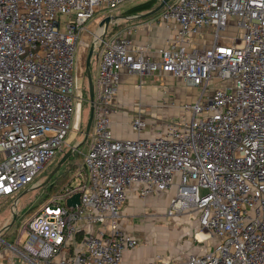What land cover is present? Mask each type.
Returning a JSON list of instances; mask_svg holds the SVG:
<instances>
[{
  "label": "built area",
  "instance_id": "obj_1",
  "mask_svg": "<svg viewBox=\"0 0 264 264\" xmlns=\"http://www.w3.org/2000/svg\"><path fill=\"white\" fill-rule=\"evenodd\" d=\"M128 1L0 0V200L37 186L66 152L84 102L76 82L82 34L98 13ZM160 23L173 36L158 60L127 37L99 38L87 181L67 168L66 184L18 241L1 239L0 264H121L139 245L121 226L129 197L172 189L165 216L196 213L214 245L145 264H264V0H171ZM123 70L142 81L169 76L198 92L181 105L162 102L179 110L176 120L140 107L130 122L137 136L118 138L112 122ZM77 193L80 204L68 206Z\"/></svg>",
  "mask_w": 264,
  "mask_h": 264
},
{
  "label": "crops",
  "instance_id": "obj_2",
  "mask_svg": "<svg viewBox=\"0 0 264 264\" xmlns=\"http://www.w3.org/2000/svg\"><path fill=\"white\" fill-rule=\"evenodd\" d=\"M147 1L149 0H130V6H127L126 8L129 9ZM118 10L119 9H117L116 11ZM116 11H114L113 13H115ZM126 11L122 10L121 12H125L126 14ZM161 11L156 15L142 18H137L135 16L142 15L147 12L137 13L134 15L126 14L127 20H124L125 23L131 22V20L135 19H137V23L126 24L121 30L115 33L113 31L114 27L118 26L120 22L123 21V19L120 18L110 26V31H107V38L111 39L121 36L127 37L137 45L144 47L146 49L147 56L150 57V59L158 60L161 50L165 47L168 39L173 36V33L160 23ZM107 16V14L102 13L98 17V19L100 20L96 21L97 23L92 22L91 24H89V27H97V24ZM99 60L100 56L97 54V65L95 67L96 76L94 80L95 91L98 87ZM76 75L78 76L77 73ZM148 79L149 81L147 82ZM151 79L160 80L161 86L152 84L153 82L150 81ZM169 80H172V82L175 81V85L172 84L169 88L172 94L171 102L169 98H165V94L167 93V91L164 90L170 83ZM195 97L196 95L192 88L185 87L180 81L174 80L169 76H161L159 74H155L152 77H145L142 81L138 75L130 73L128 70H123L121 72L119 92L116 97V103L121 109V112L115 115L113 118L112 131L118 138H134L137 135L132 131L124 116L128 117L129 113H132L133 117L140 107H142L148 113L155 112L160 117H165L166 112H169L171 109H173L175 111L174 116H176V113L179 112L177 108L174 109L172 108V106L163 107L161 106V103L163 101H169V103L173 102L175 105H181L183 102L192 100ZM160 107H162V109ZM149 131L150 130L147 129L143 134L148 135ZM69 165L68 169L71 168ZM80 166H82V163L80 164ZM72 170L74 172H81L80 167ZM38 179L37 184H41L42 180ZM83 179L84 184L87 181V176H83ZM174 191L175 190L172 189L170 192H166L160 195H153L145 200L139 198L136 194H133L129 197V200L124 205L121 211V226L124 228V230L132 233L137 237V239L139 240V245L135 249L128 250L124 253L121 264H145L148 261H172L176 259L181 260L184 259L188 253L202 254L208 248V245L199 244L195 242L194 238L192 237H190L189 240L186 241V243H179L177 247L171 248L170 244H167L164 239L165 234H167L166 230L163 227H159L151 222V219H153V215L148 214L147 211L154 208L155 206H166V210L163 213V215H165L168 209L169 201L173 196ZM162 199H165V202H163ZM186 214L189 217L193 215L194 219L191 222L192 225L194 223H197L196 213H185L183 215ZM183 215L176 216V220L182 221L179 218H181ZM146 216H148L149 218H147ZM186 221L185 222L188 224V220ZM186 233L187 232H185V234ZM168 249H170V251H168Z\"/></svg>",
  "mask_w": 264,
  "mask_h": 264
},
{
  "label": "rangeland",
  "instance_id": "obj_3",
  "mask_svg": "<svg viewBox=\"0 0 264 264\" xmlns=\"http://www.w3.org/2000/svg\"><path fill=\"white\" fill-rule=\"evenodd\" d=\"M160 2H161V0H159L156 3L154 8L157 5H159ZM127 6H130L129 1L126 2L124 5H122L118 11H116L115 13L112 14L113 17H119V18L123 19V21H121L118 26L114 27L113 31L115 33L117 31L121 30L126 24L137 23V19L131 20V22L125 23L124 20H127L126 19L127 15L125 14V12L122 13L121 11L122 10L126 11L128 9V8H126ZM99 15H101V13H98L96 15L93 23H97L96 21L100 20V19H98ZM65 21H67V20L63 19L61 21L62 22V25H61L62 29H64ZM100 22L97 24V27L92 26L91 28H89V30L83 32V34H82V38H84V37L88 38V45L86 47H84L81 43V45L79 46V50L77 53V57H78L77 60L79 62L81 56L83 55V62L81 65H79L77 63V74H78V76H76V75L75 76H76V82H77L78 87L82 88V90H83L84 102H83V108H82V112H81L80 127L78 130L77 129L74 130L73 128H71L69 134L67 135L66 144L64 146V150H66V151L68 149H70L71 147L84 142V139H85V132H86V126H87V121L89 118V109H90L89 108V102L87 101L88 97H89V93H88V77H87L86 61H87L89 50L92 47V43L95 40L96 35L101 28ZM113 23H111V25ZM108 31H110V27H109ZM96 65H97V55H96V53H94L93 58H92V64H91V75H92L93 81L95 80V76H96V69H95ZM148 77H150V76H148ZM148 81H149V79L147 80V82ZM150 81L153 82L152 84L161 86L160 80L151 79ZM169 81L171 84L169 83ZM169 81H168V83H169L168 86H166V89H164V90L167 91V93L165 94V98L166 99L169 98V100L171 102L172 101L171 100L172 94H171V90L169 88L172 84L175 85V81H173V82H172V80H169ZM214 86H216V82L213 80L211 82L210 88L212 89ZM193 90H194L195 95H197L198 91L196 89H193ZM160 108L162 109V107H160ZM172 108L176 109L174 106H172ZM171 110L169 112H166L165 117H160L155 112H149L148 116L152 117L154 115V117H156V118L160 117V118H165L166 120L178 119V117H176V118L174 117L175 111L173 109H171ZM177 114L178 113H176V115ZM124 117H125L126 121L128 122V125L130 126V120L132 118V113H129L128 117H126V116H124ZM93 133H94V128L92 125L85 142L82 143L80 145V147L71 155V157L60 168V170L57 172V174L54 176L53 179H57L61 175H64V171H67L69 164H70L69 166L72 169H76V168L80 167L81 173L84 176V171L82 169V166H80V164L82 163L83 155L88 151V148H89L90 143H91L92 138H93ZM62 156H63V154L62 155L58 154L55 157V160L52 163H50L43 170V172L40 174L38 180H42V183H43L47 179V177L51 173V171L57 166V164H58V162ZM53 179L44 187L35 188V189H31V190H27V188H24L21 192H19L16 195H14L12 197L7 196L5 199L0 200V250L4 246L3 243L1 242V239L5 240L6 242H17L22 230L27 225V223L31 220V218L34 216V214L38 211L39 207L47 199L51 198L52 196H54L58 192L59 188H54L51 186ZM206 193H207V190L201 189V191H200L201 196L205 195ZM17 197H20L19 203L16 206V209H14V205H15L14 202H15V199ZM162 201L165 202V199H162ZM165 207L166 206H163V207L155 206L154 208L149 209L147 212H148V214L153 215V219H151V222L153 224H155L159 227L161 226L166 230L167 234H165L164 239H165V242L167 244H170L171 248L177 247V245L179 243H186V241L189 240L190 237L194 238V235L198 232H202V233L206 234L202 229H200L198 223H194L192 225L191 222L194 219L193 215H191L190 217L187 216V214L183 215L181 218H179L182 221H177L176 217L168 218L165 215H163V213L166 210ZM14 210L17 212V217H16L15 221L13 222L14 215H15ZM178 216H181V215H178ZM146 217L149 218L148 216H146ZM185 219L188 220V224L186 223L187 221ZM5 226H7L6 229H4ZM185 232H187V233L185 234ZM205 244L206 245L209 244V246L212 247L214 245V240L208 239V240H206ZM168 251H170V249H168Z\"/></svg>",
  "mask_w": 264,
  "mask_h": 264
},
{
  "label": "water",
  "instance_id": "obj_4",
  "mask_svg": "<svg viewBox=\"0 0 264 264\" xmlns=\"http://www.w3.org/2000/svg\"><path fill=\"white\" fill-rule=\"evenodd\" d=\"M169 1H171V0H161L160 4L157 5L155 8H153L152 10H150L149 12L142 14V15L135 16V17L142 18V17H150L153 15H156L158 12H160L163 9V7ZM119 19H120L119 17H113L112 15H109V16L105 17L104 19H102V21L100 22V26H105V32L100 37L95 38V40L92 43V47L90 48L89 53H88V57H87V61H86V69H87V77H88L89 97H88L87 101L89 102V108L90 109H89V118H88L87 126H86V132H85V140L87 139V135H88V133H89V131L93 125L94 115H95V83H94L92 75H91L92 58H93L94 53H96V55L98 54L97 53L98 52L97 45H98L99 38L104 39L111 23H113L114 21H117ZM82 143L71 147L67 152H65V154L59 160L57 166L51 171V173L48 175L47 179L43 183L35 186L34 188H29L27 190L46 186L54 178V176L57 174V172L60 170V168L67 162V160L71 157V155L80 147V145ZM79 204H80V194L79 193L75 194L72 198H70L67 201V205L70 207H75L76 205H79ZM16 217H17V212H15L13 222L15 221ZM6 228H7V226H5L4 229H6Z\"/></svg>",
  "mask_w": 264,
  "mask_h": 264
},
{
  "label": "trees",
  "instance_id": "obj_5",
  "mask_svg": "<svg viewBox=\"0 0 264 264\" xmlns=\"http://www.w3.org/2000/svg\"><path fill=\"white\" fill-rule=\"evenodd\" d=\"M158 2V0H149L145 3L136 5L134 7L129 8L126 11L127 15H134L137 13H143V12H149L152 10L155 6V4ZM84 171V176H86V171ZM68 180V173H65L64 175L60 176L59 178L56 179V186H53L54 188H61L64 184H66Z\"/></svg>",
  "mask_w": 264,
  "mask_h": 264
},
{
  "label": "bare ground",
  "instance_id": "obj_6",
  "mask_svg": "<svg viewBox=\"0 0 264 264\" xmlns=\"http://www.w3.org/2000/svg\"><path fill=\"white\" fill-rule=\"evenodd\" d=\"M104 32H105V26H101V28H100V30L98 31L96 37H100L101 35L104 34ZM100 33H101V34H100ZM82 45H83L84 47H86V46L88 45V38H86V37L83 38V40H82ZM83 53H84V52H83ZM82 62H83V55L81 56L80 61L77 62V63H78L79 65H81ZM16 206H17V205H14V209H16ZM15 212H16V211L14 210V213H15ZM194 237H195V239H196L197 241H200V242H204V241L207 239L206 234H204V233H202V232H198V233H196Z\"/></svg>",
  "mask_w": 264,
  "mask_h": 264
}]
</instances>
